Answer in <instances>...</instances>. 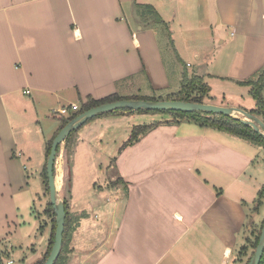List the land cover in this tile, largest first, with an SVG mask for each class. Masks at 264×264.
I'll return each instance as SVG.
<instances>
[{"label": "crops", "instance_id": "crops-1", "mask_svg": "<svg viewBox=\"0 0 264 264\" xmlns=\"http://www.w3.org/2000/svg\"><path fill=\"white\" fill-rule=\"evenodd\" d=\"M141 6L162 23L141 17ZM263 67L264 0H0V248L21 264L47 253L53 228L37 222L34 195L44 189L33 192L31 179L44 187L47 145L74 113L67 107L81 108L88 97L176 94L187 68L208 86L214 79L251 96L241 83ZM212 92L208 104L225 107V93ZM62 109L68 116L59 117ZM137 114L96 119L77 132V143L90 128ZM181 127L156 130L110 158L116 181L96 189L108 195L107 218L95 222L88 206L73 208L70 221L82 218L65 264L242 261L249 210L264 190V148L216 129Z\"/></svg>", "mask_w": 264, "mask_h": 264}, {"label": "rangeland", "instance_id": "rangeland-1", "mask_svg": "<svg viewBox=\"0 0 264 264\" xmlns=\"http://www.w3.org/2000/svg\"><path fill=\"white\" fill-rule=\"evenodd\" d=\"M201 41L202 40H199L197 42H201ZM166 42L167 41L162 40L161 45L170 46ZM162 49H163L164 57L167 63H169V53L167 52L164 46H162ZM170 49L173 51V43H171ZM192 63H196V60ZM168 67L170 68L171 66H168ZM182 69L185 70L186 67H183ZM187 69L189 70L190 75H192L194 68H187ZM169 71H170V74H172V70L169 69ZM140 82L136 83V85L134 86L140 87V84H141ZM224 85L225 83H223L222 81H214V79H212L209 84L211 90L213 91L212 94L223 95L225 93L226 96H223V100H222L223 105H225V107L227 105H230L232 103L239 101L240 103L239 105L243 107L242 108L243 110L244 109L247 111L256 110V102L252 96H248V94L245 95L243 93L238 94L236 92V88L233 87L231 84H230V87H233L232 88L233 92L228 91V89H225ZM134 89H137V88L134 87ZM237 90L239 91L240 89H237ZM243 96L244 98H242ZM208 102H209V99L205 98L204 103L208 104ZM67 108L71 109L70 106ZM138 115H148L149 117L141 118ZM61 116L62 115L59 114V117ZM152 117L154 118V120H152ZM171 120L172 118L170 115L137 114L135 117L131 119H129L128 117H125V118L122 117L118 119L117 121L118 123L111 124V125L107 124L103 126V128L101 129H96V128L94 129V127L88 129L89 132H88V135L86 136L87 140H83L82 143L80 144L77 143L78 141V139H76L77 133L72 135L71 146H70L71 152H69L70 156L66 154V151L64 154L65 158H64V155L61 156V152L62 154L64 153V147H65V143H64L62 145L63 147H62V151L60 152V156H58V160H59L58 164L56 165V176L58 180H59V176L63 173V171L66 173L65 178L63 176L61 177L62 185L59 182V187H58L59 188V198L63 201L65 200V198L68 199L69 195L71 193L73 194L74 189H75L74 201L73 200L69 201L70 208H71L70 209L71 217L73 218V208L80 210V207L84 204L88 206L89 209L87 210V212L89 213L92 220H94L95 222L97 220L103 222L107 218V213L109 211L108 206L111 205V203H109L108 195L105 191H102V190L97 191L96 189L100 186L104 188L106 184L111 183L112 180L114 181L115 177L117 176V171H115L114 165L111 166L110 158H113V161L115 162L116 157L120 153L121 147L123 146L125 140L127 141L129 139L135 127L148 126L150 128L148 132L152 133L159 129H173L179 126L173 123L166 124V122H169ZM183 124H185V126H183ZM183 124H181L182 132L183 131L188 132L192 130L193 128H195L194 126H196L193 124V125H190L189 127V125H187L186 122ZM148 132L146 136L150 134V133L148 134ZM242 142L245 145L249 146V143H247L246 141L243 140ZM63 160H65L66 164L65 162H63ZM76 160H78L77 167H76ZM260 160L264 162V159L262 158V156H260ZM262 168H264V163H263ZM24 172L25 174H28V171H24ZM70 179L73 180L72 184L71 182H69ZM75 179L77 181V187H75ZM259 183L261 184V186H264V179L260 181ZM31 185H32V188H31L32 191L33 192L35 191L38 194H41L44 189L40 198L38 197V195H34V208L36 207L35 213L37 216L39 215L38 216L39 220H37L38 224L41 225L42 228H44L45 224H47L48 222L49 226L50 227L52 226L53 228L54 227V222H53L54 216L52 212L49 211V204H50L49 191L47 190L45 185L44 187L42 186V182L40 181V179H38L37 181H33V178H32ZM110 188L112 187L110 186ZM68 192H70V194H68ZM263 204H264V199H263ZM255 208H257L256 202L252 205V207L249 210V220L247 222V226L245 229V236L247 238L249 237L252 242L254 241L253 234H256V235L258 234V231L260 230V227L264 221V208L262 207L259 211L253 212V209ZM96 215H97V218H95ZM55 218H56V215H55ZM44 238H45L44 235L43 236L39 235L38 242L41 243L44 240ZM246 244L247 243L245 242V245ZM3 246L4 245L2 244V246L0 247H3ZM241 249L242 248H239L238 250L239 255H240ZM253 253H254V249L251 245V248H249V250L246 253H244L243 256L242 254L240 255L242 257V261H238V263L239 264H249V261L253 257ZM15 260L16 259L13 258L10 254L6 253V250L4 248L2 249L0 248V264H9V262L11 261L14 262V264H21L20 262H16Z\"/></svg>", "mask_w": 264, "mask_h": 264}, {"label": "trees", "instance_id": "trees-1", "mask_svg": "<svg viewBox=\"0 0 264 264\" xmlns=\"http://www.w3.org/2000/svg\"><path fill=\"white\" fill-rule=\"evenodd\" d=\"M146 14L148 20H150L153 24H161L162 21L157 14V12L151 8L150 6H141V17H144ZM244 86H249L251 87L250 94L253 97V99L256 102V110L250 111L255 116L261 117L262 120L264 121V68H262L259 72H257L254 76H252L249 80L246 82L241 83ZM210 93V87L208 84L205 83L203 77H200L196 73H193L192 75H189L188 73H185L183 76V81H182V86L181 89L178 93L176 94H169L166 97L159 96V97H130V98H123L120 97L119 95H112L107 98L101 99V100H95L92 97L87 98V102L83 104V106L77 111L74 112L72 115L62 118L61 119V129L69 123L71 120L76 118L78 115L81 113L88 111L92 108L108 104V103H113L116 101L120 100H144V101H182V102H191V103H199L202 104L204 103L205 98L209 97ZM120 113H139V114H159V115H170L172 120L169 122H166V124H176V125H181L183 123H190L197 125L201 128H210V129H216L218 131L227 133L231 136L237 137L241 140L247 141L249 143H252L256 146H260L264 148V139L258 135L251 127L244 125L240 120L232 117H226L224 115L220 114H211V113H185V112H166V111H137V112H132L130 110H125V111H116L110 114H103L100 115L99 117L89 121L87 124L92 123L96 119L103 118L106 116H111L115 114H120ZM86 124V125H87ZM85 125V126H86ZM146 129V130H145ZM145 130V131H144ZM150 130L148 126H138L135 127L127 141L124 142L123 146L120 149V153L125 150L128 147L134 146L138 142L141 141L142 138H144L147 135V132ZM79 131V130H78ZM78 131L72 133L67 140L65 141V151L66 154L70 156L69 152L70 146H71V137ZM150 132H148L149 134ZM56 137V136H55ZM54 140V139H53ZM53 140L50 141L47 145V152H46V159H48V156L51 151V146L53 143ZM62 145L58 148V156L60 155ZM57 156V157H58ZM47 161V160H46ZM47 162L43 170L42 174V179L44 182V185L46 186L47 190L49 191L48 188V174H47ZM70 175V173H69ZM122 181V179H120ZM70 194V192H68ZM263 199H264V190H261L259 192L258 199L256 201L257 208L253 209V212L259 211L263 207ZM70 195L69 198H65L64 203L66 207V213H67V219H66V226H65V233H64V243H63V249L61 252L60 257L58 258L56 264H65L66 262V255L68 253L69 249V243H70V238L71 234L73 231V225L74 222H78L82 217H77L75 220L70 221ZM49 211L52 212L54 216V227H53V232L51 236V242L50 246L47 250L46 255L42 259V261L38 262L37 264H44L47 258L49 257L52 247L54 245V240H55V232H56V220H55V212L53 209L52 204H49ZM264 226V221L260 227V230L258 231V234H253L254 236V241L252 242L250 238L248 237L246 239V245L242 247L240 255H244L249 248H251V245L255 250L258 246L260 236L262 233V229ZM253 253V255H254ZM239 255V256H240ZM241 257V256H240ZM242 258V257H241ZM250 262V261H249ZM260 264H264V256L262 258V261Z\"/></svg>", "mask_w": 264, "mask_h": 264}, {"label": "water", "instance_id": "water-1", "mask_svg": "<svg viewBox=\"0 0 264 264\" xmlns=\"http://www.w3.org/2000/svg\"><path fill=\"white\" fill-rule=\"evenodd\" d=\"M130 110L137 111H166L185 113H211L220 114L240 120L244 125L251 127L258 135L264 139V121L258 116L241 108L221 107L213 104H199L182 101H144V100H120L113 103L104 104L78 115L67 123L53 140L51 151L47 159L48 188L50 203L56 215V232L52 251L44 264H56L61 255L64 243V233L66 226V207L63 200L59 198V188L56 176V161L58 148L65 143L67 138L74 132L80 130L89 121L103 114H110L116 111ZM241 117H239V116ZM264 256V226L260 236L258 246L249 264H260Z\"/></svg>", "mask_w": 264, "mask_h": 264}, {"label": "built area", "instance_id": "built-area-1", "mask_svg": "<svg viewBox=\"0 0 264 264\" xmlns=\"http://www.w3.org/2000/svg\"><path fill=\"white\" fill-rule=\"evenodd\" d=\"M188 66H190V65H188ZM79 109L80 108L77 105H72V107H71V110L73 112H77ZM59 113L62 114V115H67L68 114V110L67 109H62V110H60ZM9 264H14V262L11 261V262H9Z\"/></svg>", "mask_w": 264, "mask_h": 264}, {"label": "bare ground", "instance_id": "bare-ground-1", "mask_svg": "<svg viewBox=\"0 0 264 264\" xmlns=\"http://www.w3.org/2000/svg\"><path fill=\"white\" fill-rule=\"evenodd\" d=\"M61 177H62V175L59 176V180H58V178H57V185H58V187H59V182H60V184L62 185Z\"/></svg>", "mask_w": 264, "mask_h": 264}]
</instances>
